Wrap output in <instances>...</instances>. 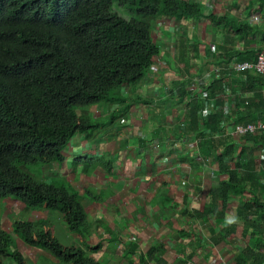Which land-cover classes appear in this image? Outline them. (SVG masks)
Here are the masks:
<instances>
[{"label": "crops", "instance_id": "obj_1", "mask_svg": "<svg viewBox=\"0 0 264 264\" xmlns=\"http://www.w3.org/2000/svg\"><path fill=\"white\" fill-rule=\"evenodd\" d=\"M200 1L203 13L199 18H164L155 23L152 37L160 49L157 59L161 65L132 90V95L140 93L154 99L149 110L161 112L165 136L159 134V118L156 122L151 119L150 127L144 123L146 107L142 103L126 104L127 108L122 103L93 106L90 113L102 119L110 118L118 109L115 124L119 126L113 128L119 133L111 130L101 138L76 134L65 151V163L52 167L53 180L66 181L83 195L87 222L80 232H70L57 209L28 208L16 197L0 199V226L13 239L8 249L20 253L24 264H58L48 252L30 246L15 231L16 223L37 227L39 221L46 222L44 230L62 245L85 247L101 264H184L186 260L196 264H249L240 263L239 256L244 257L247 247L258 248L243 235L236 215L238 198L229 202L224 212L218 199L216 211L213 206L200 216L213 203V190L227 179L226 174H219L214 152L206 156L201 148L215 144L220 137L231 138L238 149L254 147L250 140L245 142V136L236 142L233 133L238 126L264 123V74L248 71L237 75L231 66L256 61L264 49V0ZM254 17L259 18L257 23ZM194 79L208 93L206 110L201 109L202 100L196 94L191 97L187 90ZM184 89L186 94L180 101ZM232 106L238 109L232 110ZM194 113L200 133H187L183 129L191 125ZM214 114L219 115L224 129H205L203 123ZM239 115L250 121L240 124ZM138 127L142 132L134 137ZM148 129L150 138L143 133ZM91 154L113 160V169L107 173L102 167L89 168L86 162L76 167L72 164L75 158ZM254 155L259 162L264 158L262 149ZM148 160L152 164L148 165ZM127 169L134 172L130 175ZM79 174L86 175V181L79 180ZM185 208L189 211L182 216ZM59 225L62 228L58 231ZM231 226L236 227L234 233H229ZM153 246L157 250L151 256ZM95 247L99 249L92 251ZM2 264L18 263L8 257Z\"/></svg>", "mask_w": 264, "mask_h": 264}, {"label": "trees", "instance_id": "obj_2", "mask_svg": "<svg viewBox=\"0 0 264 264\" xmlns=\"http://www.w3.org/2000/svg\"><path fill=\"white\" fill-rule=\"evenodd\" d=\"M119 1L130 4L134 17H121L114 9L115 0H0V199L16 197L28 208L57 209L73 233L86 226L83 195L68 182L53 180L52 167L65 163L64 150L77 132L87 138L118 132L113 128L119 126L115 124L118 109L102 119L90 113L93 106L142 103L145 124L150 127L151 119L156 122L161 118V112L149 110L154 105L150 95H132L136 85L149 79V68L160 55L152 39L155 23L173 17L196 19L203 13L200 0ZM213 116L203 123L205 129H224L219 115ZM239 121L243 124L250 119L239 115ZM159 123V134L164 137V122L160 119ZM183 130L200 133L195 113L191 125ZM146 136H152L150 129ZM246 140L253 149L245 145L238 149L229 137L201 148L206 156L214 152L219 174H226L227 179L213 190V203L208 208L201 214L191 213L203 216L213 206L216 211L218 199L224 212L229 202L238 198L236 215L243 235L258 248L247 247L239 262L263 264L264 158L257 169L253 160H257L254 152L264 149V135L247 134ZM85 162L89 168L102 167L107 173L114 167L113 160L92 154L75 158L72 164L76 167ZM146 163L152 164L150 160ZM30 165L39 166L42 176L23 170ZM188 211L185 208L181 215ZM44 225L45 221H39L37 227L16 223L15 231L30 246L48 252L58 264H101L85 247L62 245ZM235 231L231 226L229 233ZM10 243L11 234L0 226V264L8 257L24 264L20 253L8 249ZM156 250L153 246L149 255Z\"/></svg>", "mask_w": 264, "mask_h": 264}, {"label": "built area", "instance_id": "obj_3", "mask_svg": "<svg viewBox=\"0 0 264 264\" xmlns=\"http://www.w3.org/2000/svg\"><path fill=\"white\" fill-rule=\"evenodd\" d=\"M232 70L238 75L247 73L248 71H256L264 74V49L258 53L257 59L254 62L243 61L235 62L232 66ZM188 90L192 94H196L198 98L202 100V110H206L209 105L208 93L205 88L200 86L197 79H194L188 86ZM232 110H237V106H232ZM264 132V123L262 121L253 122L245 126H238L236 131L233 133L234 140L237 142L239 136L246 134H252L253 136L260 135ZM185 264H196L195 261L188 260ZM225 264V263H222Z\"/></svg>", "mask_w": 264, "mask_h": 264}, {"label": "rangeland", "instance_id": "obj_4", "mask_svg": "<svg viewBox=\"0 0 264 264\" xmlns=\"http://www.w3.org/2000/svg\"><path fill=\"white\" fill-rule=\"evenodd\" d=\"M114 9L121 15V17L126 18V19H129L131 17H134V15H135L134 11H132L130 9V4L128 2L121 3L119 0H115V2H114ZM250 25L252 26V24H250ZM95 118H99V117H95ZM147 131L148 130H144V132H143L145 134V137H146ZM141 132L142 131H140V128L139 127L138 128H135L134 131H133V136L135 137V136H137L136 135L137 133H141ZM198 137L199 136H197L196 138H198ZM263 152L264 151L262 149V154H263ZM66 153H68V152H66ZM247 155H249V154H247ZM251 159L253 160V158H251ZM253 162H254V165H255L254 168H256V169L259 168L261 162H259V160H253ZM158 164L160 166H161V164H163V161H162L161 158L158 159ZM22 168H23L24 171L28 172L29 174H31L34 177H36V176L41 177L42 176L41 169L37 165L23 166ZM133 172H134V169H131L129 171L127 169V173L128 174L130 173V175H131ZM54 173H57V171H55ZM77 177L79 178V180H83V181H86V179H87V176L86 175L79 174V175H77ZM56 178L57 179H60V177L57 174H56ZM179 200L180 199H178L177 202ZM174 201H172L171 203L174 204L175 203ZM57 228H58V231H59V230H61L62 226L59 225Z\"/></svg>", "mask_w": 264, "mask_h": 264}, {"label": "clouds", "instance_id": "obj_5", "mask_svg": "<svg viewBox=\"0 0 264 264\" xmlns=\"http://www.w3.org/2000/svg\"><path fill=\"white\" fill-rule=\"evenodd\" d=\"M203 5V4H202ZM259 21V18L258 17H254L253 18V22H255V23H257ZM154 30V29H153ZM152 39H153V37H152ZM154 42V41H153ZM155 43V42H154ZM158 57H156L155 59H154V62H153V65L149 68V74H148V76L150 75V74H154V73H156L157 72V70L159 69V66L161 65L160 64V59H157ZM162 62V61H161ZM240 62H243V61H240ZM237 74V73H236ZM196 74H194V76H195ZM238 75V74H237ZM188 90V89H187ZM188 92H190V94H191V96L193 95L192 94V92L190 91V90H188ZM201 109H202V106H201ZM237 109H238V107H237ZM76 134H80L81 136H83L81 133H76ZM75 134V135H76ZM74 135V136H75ZM247 135V134H246ZM246 135H244V136H246ZM252 135V134H251ZM73 136V137H74ZM253 136V135H252ZM256 136H258V135H256ZM72 137V138H73ZM84 137H86V136H84ZM71 138V139H72ZM87 138V137H86ZM92 138V137H91ZM71 141V140H70ZM70 141H69V143H70ZM69 143H68V145H67V147L65 148V150L69 147ZM65 150H64V152H65ZM159 249H160V246H159ZM186 261H188V260H186ZM186 263V262H185ZM184 263V264H185Z\"/></svg>", "mask_w": 264, "mask_h": 264}]
</instances>
